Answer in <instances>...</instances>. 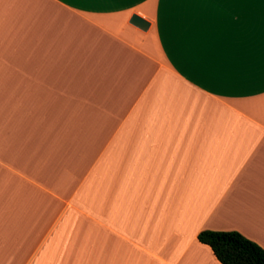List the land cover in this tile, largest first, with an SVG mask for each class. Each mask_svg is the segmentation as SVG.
Listing matches in <instances>:
<instances>
[{
    "label": "crops",
    "instance_id": "obj_1",
    "mask_svg": "<svg viewBox=\"0 0 264 264\" xmlns=\"http://www.w3.org/2000/svg\"><path fill=\"white\" fill-rule=\"evenodd\" d=\"M204 230L264 249V0H0V264H220Z\"/></svg>",
    "mask_w": 264,
    "mask_h": 264
},
{
    "label": "trees",
    "instance_id": "obj_2",
    "mask_svg": "<svg viewBox=\"0 0 264 264\" xmlns=\"http://www.w3.org/2000/svg\"><path fill=\"white\" fill-rule=\"evenodd\" d=\"M198 241L212 250L220 264H264V249L238 232L204 230Z\"/></svg>",
    "mask_w": 264,
    "mask_h": 264
},
{
    "label": "water",
    "instance_id": "obj_3",
    "mask_svg": "<svg viewBox=\"0 0 264 264\" xmlns=\"http://www.w3.org/2000/svg\"><path fill=\"white\" fill-rule=\"evenodd\" d=\"M130 23L141 30H146L148 28V23L136 15L132 16Z\"/></svg>",
    "mask_w": 264,
    "mask_h": 264
}]
</instances>
